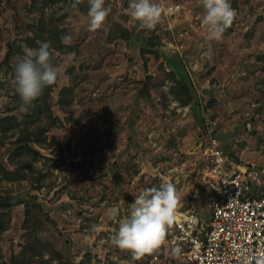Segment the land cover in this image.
Returning <instances> with one entry per match:
<instances>
[{"label": "rangeland", "instance_id": "1", "mask_svg": "<svg viewBox=\"0 0 264 264\" xmlns=\"http://www.w3.org/2000/svg\"><path fill=\"white\" fill-rule=\"evenodd\" d=\"M73 2L0 0V264H170L153 261L159 251L134 261L111 238L133 194L166 182L177 211L210 219L198 181L206 121L231 158L264 164V0H230L220 41L207 39L201 0H153L164 10L153 30L129 0H106L95 32L88 0ZM38 41L61 74L21 113L16 57Z\"/></svg>", "mask_w": 264, "mask_h": 264}, {"label": "built area", "instance_id": "2", "mask_svg": "<svg viewBox=\"0 0 264 264\" xmlns=\"http://www.w3.org/2000/svg\"><path fill=\"white\" fill-rule=\"evenodd\" d=\"M178 9L167 6L170 13ZM205 126L197 143L203 161L198 181L207 195L210 219L194 210H178L153 261L164 256L170 264H260L264 261V164L234 160L207 121ZM176 245L182 249L178 259L170 255Z\"/></svg>", "mask_w": 264, "mask_h": 264}, {"label": "clouds", "instance_id": "3", "mask_svg": "<svg viewBox=\"0 0 264 264\" xmlns=\"http://www.w3.org/2000/svg\"><path fill=\"white\" fill-rule=\"evenodd\" d=\"M80 0H74L71 7L75 9ZM204 12L201 24L206 28L207 39L220 41L225 31L230 28L237 15L230 0H201ZM89 19L88 31L100 29L112 9L106 6V0H88ZM128 15L139 23L142 29L153 30L160 23L163 8L153 0H129ZM65 45L72 44V37L65 35L61 38ZM36 48H24L23 55L16 57L14 85L20 98L19 111L26 113L33 102L43 95L45 88L57 83L60 68L53 63L54 57L50 52L49 42L38 41ZM209 52L205 55H209ZM70 53V58L75 57ZM134 201L130 204V212L119 220L111 240L119 249L131 254L134 261L145 255L158 252L166 243L169 229L176 221L180 196L173 183H162L159 187L144 188L138 194H133ZM120 209L116 206L107 208L109 219H116ZM93 232L99 230L98 225H92ZM170 255L179 258L182 249L176 245L170 249ZM264 264V261H260Z\"/></svg>", "mask_w": 264, "mask_h": 264}, {"label": "trees", "instance_id": "4", "mask_svg": "<svg viewBox=\"0 0 264 264\" xmlns=\"http://www.w3.org/2000/svg\"><path fill=\"white\" fill-rule=\"evenodd\" d=\"M28 130H29V129H28ZM23 144H24V143H23ZM18 179H21V177H18L17 180H18Z\"/></svg>", "mask_w": 264, "mask_h": 264}]
</instances>
